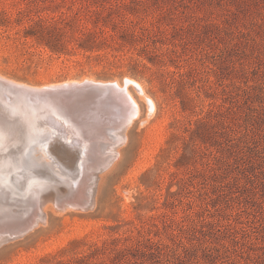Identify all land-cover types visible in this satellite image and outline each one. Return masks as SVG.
Instances as JSON below:
<instances>
[{
	"label": "rangeland",
	"instance_id": "1",
	"mask_svg": "<svg viewBox=\"0 0 264 264\" xmlns=\"http://www.w3.org/2000/svg\"><path fill=\"white\" fill-rule=\"evenodd\" d=\"M1 74L39 86L131 77L155 110L130 84L140 114L121 140L109 124L90 138L94 157L117 151L110 164L68 179L12 180L20 153L15 138L2 144L0 264H264V0H0ZM78 189L93 206L47 207Z\"/></svg>",
	"mask_w": 264,
	"mask_h": 264
},
{
	"label": "bare ground",
	"instance_id": "2",
	"mask_svg": "<svg viewBox=\"0 0 264 264\" xmlns=\"http://www.w3.org/2000/svg\"><path fill=\"white\" fill-rule=\"evenodd\" d=\"M7 81L16 82L18 84H21L22 86L29 87L30 89H32L31 91L34 92V95H30L29 92L26 91L25 89L8 86V85L6 86L5 84ZM130 84H134V87L136 85L138 88H135V90L139 89L138 90L140 92L139 94L144 95L146 103L148 102L149 110L150 111L155 110V102H154L155 100H153L150 96H148L146 94L147 92L145 93V90L140 82H138L136 79H132L131 77L126 78L124 83H120L118 80L104 82V81H97V79L95 80L92 78H84L82 80L69 79L63 82L62 81L58 82V83H46L44 85L39 86L35 84L31 85V84L24 83V82L20 83L13 79L4 77L1 74L0 75V103L5 104L7 105V107H9V110H8L9 113L12 112V113L19 114V119L15 120L17 123H19V126L17 128L16 122L11 123L8 120H6V116L9 113L7 114L6 111H3L2 109L0 111V146L4 144L5 142H8L9 139L15 138L16 141L13 142L14 144L11 149L12 151L18 150V152L20 153L19 162H21L20 165L22 168H21V171H19V174L16 175L15 178H12V180H15L25 185L31 179H32L31 181H34V182L38 181V183L39 182L41 183L46 180L56 181L59 179H68L71 177V174L75 170H78V168H80L81 170L82 166H84L86 163H89L88 161H90V163L88 164L89 166L97 165V167H94V170L95 169L99 170L100 168H106L110 164L112 160L111 159L112 156L115 155L114 153L117 151H115L114 149L113 152L104 154L105 153L104 151L106 150L104 151L102 150L103 151L102 156L98 155L99 157L97 156L94 157V153L96 150L95 148L97 146L95 147V142L91 141L92 139L91 136H93L91 135V132L101 130L104 124H109V125L119 128V130L117 131V135H116L117 141H115V144L116 142L118 143L121 140L122 136L125 133V128L128 125H130V123H132L135 120V118L140 114V105L136 97L133 95V93L131 92L129 88ZM58 85L65 86L66 88H72V87L77 88L78 86H83V85L84 86L93 85V87L89 90L81 89L75 95H72L76 97V99L73 100V98L70 99L69 97H66L62 94L57 93L58 91L57 92L53 91V89L54 88L56 89ZM14 88H17L16 90H18V92H16ZM101 89H106L107 92L110 91L112 94V98H110L107 103H102L101 101L102 99H108V97H102L103 94H101L102 93L100 91ZM36 91H44V92H43V95H40V93ZM13 95L15 96L12 97ZM11 98H13L14 100ZM86 102H89L88 107L86 105ZM76 103L77 104L82 103V104H80L79 107H77V105L74 106ZM78 108H81V109L87 108L88 110H85V112L84 111L80 112ZM88 121H90V123L93 126H91V124L89 126ZM28 127L32 128L35 131L34 132L35 135L28 136L26 135L27 134L26 133L23 136L19 137L20 135L17 134V131L24 130L25 128H28ZM15 128H17L18 130ZM15 134H17L18 136L16 137ZM99 136L97 137L94 136V137L98 138ZM58 140H64L65 142H67L66 145L68 147L71 146V148H73L74 150L77 149L75 150L77 151V155L72 156L70 153H65L62 150L59 151V148L63 146L65 142L61 141V143L59 142L60 144L59 143L57 144L56 142H58ZM0 149H3V148H0ZM21 149H23L22 150L23 152H21ZM6 150L3 155L0 154V157L2 156L3 158V159L0 158V160L1 162L3 160V163L5 162V160L7 161V159L9 158L8 157L10 155L9 153L12 154L11 151H8L7 153ZM13 155H15V153ZM85 155L87 156L86 158L84 157ZM88 158H90L91 160H89ZM10 159L12 158L10 157ZM91 161H93V163H91ZM63 164L66 165L68 170L66 169L65 171L62 168ZM9 168L10 167L6 169L10 171ZM83 168H85V166ZM85 171H88V170L86 169ZM86 173L83 174L82 177H79V178H81V180H85L89 178L88 176H89V173L91 172H89L87 175ZM93 173L95 172L93 171ZM93 173L91 174L93 175ZM97 174H94V177H93L94 181L97 179ZM75 180H77V177ZM72 183H75V182H72ZM78 183L80 184L79 181H77V184ZM92 184L90 182L89 185H92ZM83 186L84 188H86L85 185ZM88 187L89 186H87V189ZM95 188L96 186H94V189ZM73 193H75L74 196L71 199L67 200L66 203L64 201L63 202L56 201L55 204L50 202L49 204L47 203L48 205L45 202H47L49 198V194L44 193L43 195L41 194L35 198L36 200L34 201L35 202L34 204L36 205L40 201V203L42 204L45 203L47 207H51L54 211H57L60 208L61 210L69 209L72 206L74 208V206H77V204H75L74 201H80L82 202V205H90L91 202L93 203L94 198L92 197L94 196L89 195L87 196V198L80 197L82 194V189H78L77 192H73ZM6 206H9V205H6ZM11 207H13V205ZM40 209H41V212L45 211L44 209L42 210V207L39 208L38 210ZM39 213L37 211L36 213L34 212V214L41 215ZM38 215H33L32 217L31 216L28 217L26 221L22 222L20 225H23L24 223L29 222V223H32L30 227L33 228L43 218ZM3 219L1 220L3 221ZM19 220L20 222L23 221L21 219ZM5 221H7V219ZM5 226L7 227L8 225H5ZM8 228H11V227H8ZM23 228H20V230L16 229L13 232L11 231L10 234H6L5 238L3 237L4 238L3 240L5 239L8 240V238H10L12 235L17 234L16 233L17 231L18 232L24 231ZM1 242L2 241L0 239V243Z\"/></svg>",
	"mask_w": 264,
	"mask_h": 264
},
{
	"label": "water",
	"instance_id": "3",
	"mask_svg": "<svg viewBox=\"0 0 264 264\" xmlns=\"http://www.w3.org/2000/svg\"><path fill=\"white\" fill-rule=\"evenodd\" d=\"M6 86L8 85V86H13V87H17V88H21V89H25L26 91H28L29 92V94L30 95H34V92H32L31 90L32 89H30L29 87H26V86H22L21 84H18V83H16V82H10V81H7L6 82V84H5ZM93 87V85H90V86H78L77 88H75V87H72V88H66L65 86H62V85H58L57 87H56V89L54 88L53 89V91H58L57 93H59V94H62V95H64V96H66V97H69L70 99L71 98H73V100H75L76 99V97L75 96H72V95H75L77 92H79L81 89H91ZM17 88H14V90L16 91V92H18V90H16ZM102 93L101 94H103V96L102 97H108V99H102L101 101H102V103H107L108 101H109V99L110 98H112V94H111V92L110 91H108L107 92V90L106 89H101L100 90ZM32 92V93H31ZM36 92H39L40 93V95H43V92L44 91H36ZM94 93H96V92H94ZM100 93V92H99ZM95 95V94H94ZM15 95H13L12 97H14ZM11 99H13V98H11ZM89 99V98H88ZM14 100V99H13ZM82 102V101H81ZM80 104H82V103H80ZM79 103L77 104H75L74 106H76L77 105V107H79V105H80ZM86 105H87V107H88V105H89V102H86ZM78 110L80 111V112H85V110H88L87 108L86 109H81V108H78ZM89 123H88V125L90 126V121H88ZM91 126H93L92 124H91ZM91 134L94 136V134H96V131H92L91 132ZM97 135V134H96ZM65 187H66V185H65ZM61 200H59V202H60ZM63 201H65V200H63ZM62 201V202H63ZM66 202V201H65ZM74 203L75 204H77V206L78 207H76V208H80V209H87V208H90L91 206H93L92 204H90V205H82V202H80V201H74ZM31 224L32 223H29V222H26V223H24L23 225H20V226H17L15 229H7L5 232H8V234H10L11 233V231L13 232V231H15L16 229L17 230H20V228H23L24 229V231H21V232H16L17 234H15V235H12L10 238H8V239H11V238H15V237H18V236H22V235H24L25 233H27L28 231H30L32 228L30 227L31 226ZM18 227H19V229H18Z\"/></svg>",
	"mask_w": 264,
	"mask_h": 264
}]
</instances>
